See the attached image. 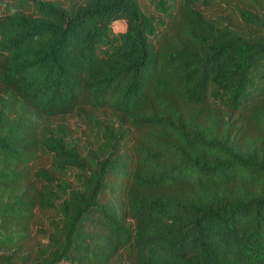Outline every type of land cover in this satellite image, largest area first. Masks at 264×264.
<instances>
[{"label": "trees", "instance_id": "trees-1", "mask_svg": "<svg viewBox=\"0 0 264 264\" xmlns=\"http://www.w3.org/2000/svg\"><path fill=\"white\" fill-rule=\"evenodd\" d=\"M142 1L0 0V264H264V0Z\"/></svg>", "mask_w": 264, "mask_h": 264}, {"label": "rangeland", "instance_id": "rangeland-1", "mask_svg": "<svg viewBox=\"0 0 264 264\" xmlns=\"http://www.w3.org/2000/svg\"><path fill=\"white\" fill-rule=\"evenodd\" d=\"M143 4L148 5L149 8H151V4H148L147 1H142ZM217 8H213V11H216ZM113 30H122L123 29V23L122 22H115L112 24ZM63 123L66 124V126L70 129L73 136H75L78 139H82L84 137V132L86 133L88 130H86V126L82 121L77 118L76 116H65L61 119ZM60 121V120H59ZM45 160L39 158L36 160L35 164L41 165L44 164Z\"/></svg>", "mask_w": 264, "mask_h": 264}]
</instances>
